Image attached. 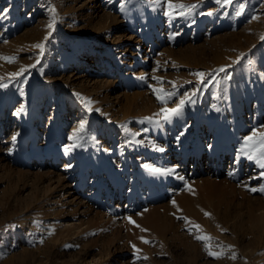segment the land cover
<instances>
[{"label":"rangeland","instance_id":"obj_1","mask_svg":"<svg viewBox=\"0 0 264 264\" xmlns=\"http://www.w3.org/2000/svg\"><path fill=\"white\" fill-rule=\"evenodd\" d=\"M262 37L264 0H0V264H264Z\"/></svg>","mask_w":264,"mask_h":264},{"label":"snow or ice","instance_id":"obj_2","mask_svg":"<svg viewBox=\"0 0 264 264\" xmlns=\"http://www.w3.org/2000/svg\"><path fill=\"white\" fill-rule=\"evenodd\" d=\"M219 2V0H218ZM184 8L185 6L184 5H173L171 3H169V8ZM54 11V10H53ZM55 24H56V18L55 16H53L52 20L49 22L48 24V28L50 29H53L54 30V27H55ZM262 39H264V37H262ZM36 48H39L41 50H43L44 48V45L43 44H37L35 45ZM4 59L8 60L9 62H14L15 58L14 57H4ZM34 67V65H33ZM27 69H21V73L26 71ZM226 69L225 68H221L219 69V71L221 72H224ZM21 73H17V74H14V75H19ZM195 75L203 78L205 76V73L203 72H198V73H195ZM201 82L203 83V79L201 80ZM0 87H6V85H0ZM154 92H156L157 94V99L162 103V104H167L168 103V100L171 99L172 96L175 95V93L173 92H166L164 89H154ZM79 95V94H77ZM188 102H191L190 100V97L188 98ZM186 103V100L185 99H181L179 101V104L177 105V107L175 108H167V107H164V108H161V111L160 113H157L156 115H161L163 114V119L165 121H168L170 120V118L173 116V115H176V114H179L182 109H183V106L184 104ZM88 104L90 105L91 102L89 101ZM89 110H91V108L89 107ZM24 109L21 108L17 111L16 115H20L21 112H23ZM150 119V118H149ZM85 125L84 123H81L80 124V130L82 131L84 129ZM257 136H258V139H257ZM73 139L76 138L75 134L73 135L72 137ZM13 141H15L16 137L13 136L12 137ZM75 145H73L74 147ZM245 147H254L256 148L257 150H259L262 154H264V133H257V132H253V134L249 137H246L245 138ZM69 149L68 148H65V152H67ZM161 151H163V149H160ZM249 159H252L251 156H249ZM262 159H264V157H262ZM260 166L262 168H264V162H261ZM155 171H159L158 169H156ZM260 191H264V187H262L261 189H259ZM250 191H257V189H250ZM173 203L175 204V201H173ZM205 215H208L210 216L211 214L210 213H205ZM182 219H185L187 220L186 217H182ZM129 221L133 224H135V221H132L131 218L129 217ZM137 227H139V225H136ZM195 227L197 229H200V225H195ZM142 231H147L146 229H142ZM196 239L198 240H202V241H210L212 239V237L210 236H203V235H198L196 236ZM141 240L144 242V243H150V241L148 240H145L143 237H141ZM67 247H70V246H67ZM208 246L206 245V248ZM133 248H135V245H133ZM137 251H139V249H136ZM208 254L210 256H214L216 258H220V254L219 253H216V252H212L209 250ZM145 259H147V257H144ZM233 259H235L236 257L233 256L232 257Z\"/></svg>","mask_w":264,"mask_h":264},{"label":"bare ground","instance_id":"obj_3","mask_svg":"<svg viewBox=\"0 0 264 264\" xmlns=\"http://www.w3.org/2000/svg\"><path fill=\"white\" fill-rule=\"evenodd\" d=\"M72 55H73V57L75 56V51H73ZM73 57H72V58H73Z\"/></svg>","mask_w":264,"mask_h":264}]
</instances>
